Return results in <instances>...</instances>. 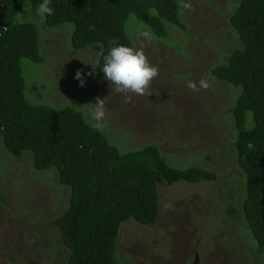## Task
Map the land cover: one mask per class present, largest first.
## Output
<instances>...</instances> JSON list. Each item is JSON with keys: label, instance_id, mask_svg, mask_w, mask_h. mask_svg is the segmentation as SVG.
<instances>
[{"label": "rangeland", "instance_id": "1", "mask_svg": "<svg viewBox=\"0 0 264 264\" xmlns=\"http://www.w3.org/2000/svg\"><path fill=\"white\" fill-rule=\"evenodd\" d=\"M177 3L186 30L166 24V39L128 17L125 33L132 48L143 50L158 76L144 95L127 97L94 75L99 45L73 50L71 24L50 29L36 13H20L19 19L36 26L43 59L41 64L21 60L25 97L31 104L73 107L92 125V105L105 100L99 128L119 152L155 145L170 167L215 173L213 181L158 184L156 222L144 226L130 220L119 228V264H264L263 253L252 258L256 244L240 218L244 180L229 151L235 131L226 110L241 88L208 74L239 46L228 23L236 0ZM78 70L90 74L84 87L74 79ZM201 81L209 86L202 88ZM0 193L5 199L0 202V264H64L67 250L52 221L66 208L69 189L58 184L56 170H35L29 152L14 158L0 139ZM228 208L234 211L231 218Z\"/></svg>", "mask_w": 264, "mask_h": 264}, {"label": "trees", "instance_id": "2", "mask_svg": "<svg viewBox=\"0 0 264 264\" xmlns=\"http://www.w3.org/2000/svg\"><path fill=\"white\" fill-rule=\"evenodd\" d=\"M41 2L0 0V139L14 158L29 152L35 170L55 169L58 184L69 189L66 208L52 221L67 250L64 264H119V228L130 220L144 226L156 222L158 184L213 181L215 173L170 167L155 145L121 153L104 130L88 124L73 107L28 102L21 60L41 64L43 59L36 26L18 15L36 13ZM50 6L54 13L41 18L44 26L71 24L73 50L99 45L93 73L100 79L111 42L132 47L125 33L129 16L159 39L168 36L166 24L186 30L177 0H51ZM228 23L239 46L208 74L241 88L226 110L235 131L229 151L244 180L240 218L256 244V261L264 254V0H236ZM0 202H5L1 193ZM228 209L231 218L234 211Z\"/></svg>", "mask_w": 264, "mask_h": 264}, {"label": "clouds", "instance_id": "3", "mask_svg": "<svg viewBox=\"0 0 264 264\" xmlns=\"http://www.w3.org/2000/svg\"><path fill=\"white\" fill-rule=\"evenodd\" d=\"M51 0H42L36 8V15L40 18H46L54 13V9L50 6ZM186 9L191 8L190 3H183ZM145 38L149 37V33H142ZM103 65L101 72L103 77L114 86L116 92L125 94L144 95L151 81L158 76V69L152 66L144 54L142 49H134L132 47L120 44L119 41L113 40L106 55L102 56ZM90 75L78 70L74 79L79 82L80 87H84L86 80L84 77ZM200 86L207 88L209 85L205 81H201ZM189 87L195 88L189 84ZM105 100H98L93 106V110L88 114L89 121L95 127L102 126L106 112L104 107ZM252 147L251 144L248 145Z\"/></svg>", "mask_w": 264, "mask_h": 264}, {"label": "water", "instance_id": "4", "mask_svg": "<svg viewBox=\"0 0 264 264\" xmlns=\"http://www.w3.org/2000/svg\"><path fill=\"white\" fill-rule=\"evenodd\" d=\"M197 262V261H196ZM196 262L194 264H196Z\"/></svg>", "mask_w": 264, "mask_h": 264}]
</instances>
